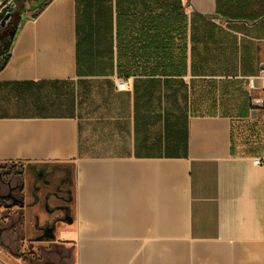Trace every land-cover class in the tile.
<instances>
[{
	"label": "crops",
	"instance_id": "obj_1",
	"mask_svg": "<svg viewBox=\"0 0 264 264\" xmlns=\"http://www.w3.org/2000/svg\"><path fill=\"white\" fill-rule=\"evenodd\" d=\"M263 60L264 0L24 12L0 69V264H264Z\"/></svg>",
	"mask_w": 264,
	"mask_h": 264
},
{
	"label": "trees",
	"instance_id": "obj_2",
	"mask_svg": "<svg viewBox=\"0 0 264 264\" xmlns=\"http://www.w3.org/2000/svg\"><path fill=\"white\" fill-rule=\"evenodd\" d=\"M49 1L50 0L43 2L41 6L33 13V16H37L40 13V11L47 5ZM6 7L8 9V12L6 13L4 20L5 19H8V20L1 32L0 48L2 49L4 47V43L7 40H8V45H7L6 53L2 56V61L0 63V69L6 65L10 57V46L14 41V37L18 31V27H19L20 21L23 19V13H24L23 10L17 7L15 2L7 4ZM11 24L14 25L12 33H10V31L8 30V26H11ZM126 79H128V77Z\"/></svg>",
	"mask_w": 264,
	"mask_h": 264
},
{
	"label": "built area",
	"instance_id": "obj_3",
	"mask_svg": "<svg viewBox=\"0 0 264 264\" xmlns=\"http://www.w3.org/2000/svg\"><path fill=\"white\" fill-rule=\"evenodd\" d=\"M14 0H3L0 1V10L6 6L7 4L12 3ZM259 81V88L261 90V94L258 96H254L251 98V103L255 107H260L264 111V60L260 63L259 72L255 76H251V82L254 85V81ZM130 86V79L121 78L118 83V87L121 89L128 88ZM263 160L260 158L255 160V163H261Z\"/></svg>",
	"mask_w": 264,
	"mask_h": 264
},
{
	"label": "rangeland",
	"instance_id": "obj_4",
	"mask_svg": "<svg viewBox=\"0 0 264 264\" xmlns=\"http://www.w3.org/2000/svg\"><path fill=\"white\" fill-rule=\"evenodd\" d=\"M42 1L44 0H21L19 1V3L18 2L17 3L19 5L18 8L23 9V11L26 14H33ZM13 26L14 25L12 24L11 26H8V30L10 31V33H12ZM7 45H8V40L4 43V47L2 49L0 48V63L2 61V56L6 53ZM7 168H12V165L0 164V172H3L4 169H7Z\"/></svg>",
	"mask_w": 264,
	"mask_h": 264
},
{
	"label": "water",
	"instance_id": "obj_5",
	"mask_svg": "<svg viewBox=\"0 0 264 264\" xmlns=\"http://www.w3.org/2000/svg\"><path fill=\"white\" fill-rule=\"evenodd\" d=\"M8 12V9H7V7L6 6H4L3 8H2V10L0 11V21H3L4 20V18H5V16H6V13ZM210 17H212V15H209ZM49 232H51V230L49 229L48 230Z\"/></svg>",
	"mask_w": 264,
	"mask_h": 264
}]
</instances>
